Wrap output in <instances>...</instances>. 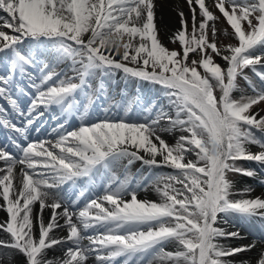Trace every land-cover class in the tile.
Wrapping results in <instances>:
<instances>
[{"label": "snow or ice", "instance_id": "snow-or-ice-1", "mask_svg": "<svg viewBox=\"0 0 264 264\" xmlns=\"http://www.w3.org/2000/svg\"><path fill=\"white\" fill-rule=\"evenodd\" d=\"M188 3L194 35L190 39L186 36L187 20L180 12L181 30L174 40L182 46L181 56L159 40L153 0H0V11L7 17L3 27L12 33L0 31V53L10 54L6 57L7 72L0 74V99L11 108L10 113L0 109V127L27 142L22 145L9 137L18 156L0 148V161L5 164L0 169V207L7 212L0 229L11 237L10 244L0 241V248L17 250L26 258V264H52L45 259L46 250L62 244H71L62 264H86L93 254L96 264H116L118 258H123V264H152L149 257L171 264H232L226 258L255 247L219 244V238L243 237L239 230L229 232L217 225L227 223L226 218L231 216H238L241 222H251L254 217L264 220V199H232L233 184L227 175L256 174L237 167L238 160L264 165V140L253 132L255 129L264 134V116L257 118L258 112L250 111L264 102V88L257 89L243 73L251 67L264 81V71L255 67H264V0H216V8L238 40V46L225 49L217 47L214 25L213 39L208 40L209 22L216 17L205 0H195L203 17L198 26L193 0ZM25 44L29 45L27 49L23 48ZM48 52L53 54V60L42 61ZM190 53L199 56L191 60V66L187 63ZM213 53L227 63L226 69L214 62ZM66 59L72 61L71 69L78 75L79 84L72 82V76L55 71L56 64ZM30 67H38L39 82L28 71ZM97 72L101 76L122 72L124 79L160 85L170 111L163 106L156 108L155 104L145 108L137 100L139 112L129 102L123 116H110L111 108L101 105L103 118L92 119L94 101L85 88L87 78ZM17 76L27 77L35 92L27 112L15 94H30L16 84ZM238 76L249 83L254 93L239 101L231 97L237 89ZM217 88L222 93L218 98L214 95ZM78 91L88 97L82 112ZM97 91H104L103 82ZM53 106L65 116H75L79 127L67 130L65 120V124H57L52 130L56 133L54 142L29 141V128L43 115L39 109ZM13 115L23 117L24 125L14 123ZM174 130L188 135H181L174 145H169L160 133ZM249 145L258 146L260 151L252 152ZM189 153L195 154V161L185 160ZM123 160L128 165L140 161L149 168L175 170V174L157 175L150 181L156 185L167 181L156 188L160 203L139 200L137 190L141 184L133 186L129 177L120 180L113 176L102 184L103 195H85L98 173L109 172L114 163ZM17 164L23 166L19 186L14 183ZM82 183L86 186L72 201L75 205L85 199L78 213L66 205L57 212L62 207L59 199L46 203L50 196L60 195L62 186L77 189ZM125 196L131 199L125 200ZM36 202L40 213L34 219L32 206ZM46 207L52 209L47 224L42 219ZM62 218L64 225L59 223ZM64 226L68 228L67 237L54 238L53 230ZM89 230L94 234L85 236L83 233ZM85 239L88 245L82 243ZM166 243H175L177 250L166 252ZM258 264H264V255Z\"/></svg>", "mask_w": 264, "mask_h": 264}, {"label": "bare ground", "instance_id": "bare-ground-1", "mask_svg": "<svg viewBox=\"0 0 264 264\" xmlns=\"http://www.w3.org/2000/svg\"><path fill=\"white\" fill-rule=\"evenodd\" d=\"M154 3V11H155V22H161V26L159 29V31L162 32V34L164 35L165 39L168 40L169 37V27H178L180 29L181 27V21H180V16L179 13L180 11H182V9L184 8V6L186 4H188V0H153ZM165 25V26H164ZM119 59V58H118ZM4 65H0V67H3ZM112 116V115H110ZM178 136L175 137V139H177ZM176 142H174L172 145H174ZM254 152H256L255 149H252ZM3 166L2 163H0V168ZM2 172H0L1 174ZM3 174V173H2ZM127 174L122 172L120 177L123 178L125 177ZM19 179L21 178L20 175H18ZM263 180H261L260 178H257L255 180V187H251L253 188V193L252 196H260L261 199H264V183H262ZM17 186H18V181L14 182ZM101 189L102 186L100 187ZM155 188V187H154ZM154 188H149L148 189V193L152 195V197L154 198V201L156 202H160L161 201V196L158 194V192L156 191V189ZM142 190H144V192L147 191V188H143ZM65 199H67V197H65ZM64 199V200H65ZM63 208V207H61ZM0 212H1V208H0ZM237 217V216H236ZM73 220L75 221V217L73 218ZM59 223L61 225H64V219H60ZM228 226L229 227H233L234 229L240 227L241 229H244L249 235L251 236H260L263 229H264V224L263 221H261L258 217H254L252 219L251 222H241L239 217H237V219L234 220H230L228 222ZM68 228L66 226L64 227H60V228H56L53 230L52 235L54 238L56 239H61V238H66L67 237V233L66 235H64V233L66 232ZM1 230V229H0ZM65 231V232H64ZM240 233H243L242 231H240ZM249 240V241H248ZM247 244H255V247L252 248L250 251H246V252H256L255 254H253V256L255 255V257H253L252 261L256 262V264H258L259 259L261 258L262 255H264V242L260 243V242H256V243H251L252 238H247L246 239ZM219 244L221 245H225L228 246L229 243L227 242H223V241H217ZM82 243L84 245H88V240L85 239L82 241ZM227 243V244H226ZM245 244V245H247ZM71 244H62V245H57L54 246L52 249L46 250L45 253V259L49 260L52 262V264H62V261L65 259V251L68 247H70ZM240 245H237L235 247H238ZM258 248H262L258 249ZM261 250V251H260ZM251 253H249L248 255H250ZM246 255V256H248ZM0 256H2V259H0V264H25L26 263V258L20 254L18 251L4 247V248H0ZM94 260H95V255L93 254L91 256ZM252 258V257H251ZM232 264H242V262L246 261V258H234L231 259ZM88 264V263H86Z\"/></svg>", "mask_w": 264, "mask_h": 264}, {"label": "rangeland", "instance_id": "rangeland-1", "mask_svg": "<svg viewBox=\"0 0 264 264\" xmlns=\"http://www.w3.org/2000/svg\"><path fill=\"white\" fill-rule=\"evenodd\" d=\"M213 6H214V10H215V4H213ZM221 14V13H220ZM218 17V16H217ZM191 23V22H190ZM215 26V29H216V37H215V41H216V44L220 41V38H223V37H225V35H227L226 34V32H228V29L227 30H225V31H219L218 30V27L220 26V27H222V25H224V24H222V23H218V25H217V22H215V20L214 21H210V30H212V26ZM223 28V27H222ZM225 28H227V26H225ZM192 29H193V25H192V27H191V36L192 35H194V33H193V31H192ZM209 36V35H208ZM174 38H175V36H171L170 37V39L171 40H167V44L168 45H170V44H172L174 41H176V40H174ZM188 38L190 39L191 37H190V35H188ZM213 39V37H211L210 36V40H212ZM167 45V46H168ZM220 46H218V48H219ZM171 51V50H170ZM211 52V51H210ZM190 54H192V53H190ZM194 56H195V59H199V56H198V54L197 53H194ZM214 57H215V55H214ZM190 63H191V60H190V62L188 63L189 65H190ZM181 130H178V131H171L169 134H173V133H175V134H177L178 132H180ZM165 132H167L168 133V131H165ZM186 135H187V133H186ZM167 142V141H166ZM193 158H195L194 160H196V156L194 155V157ZM201 164H203V162H200ZM152 171V170H151ZM153 173H155V175H154V177H156L157 175H159V176H163V177H167L169 174H175V170H174V173L173 172H171L170 170H165L164 168H160V169H158V170H154L153 171ZM163 173H165V174H163ZM151 181V180H150ZM164 182H167V181H163V183ZM151 183V182H150ZM163 183H161L160 185H157V187L159 186V187H161V185L163 184ZM176 187L178 186V185H175ZM182 186V185H181ZM232 197H234L235 199H237L234 195L232 196ZM222 224H224L223 222H221V223H219L217 226L218 227H221V228H225L226 230H227V228H226V225H222ZM228 231V230H227ZM229 232H231V231H229ZM221 239H224V238H221ZM224 240H229L230 241V239H224ZM165 247H167V250H165L166 252H175L176 250H177V245L175 246V247H171L170 248V246L168 245V243H167V245H164ZM233 258H240V256L239 255H235V256H233ZM226 259H232V258H226ZM169 262L170 261H165L164 262V264H169ZM245 262H247V264H252L251 262H249V259H247ZM256 264V263H255Z\"/></svg>", "mask_w": 264, "mask_h": 264}]
</instances>
